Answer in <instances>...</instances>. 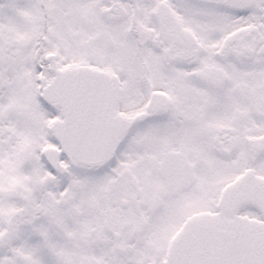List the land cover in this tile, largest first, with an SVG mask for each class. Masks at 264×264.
I'll list each match as a JSON object with an SVG mask.
<instances>
[{
    "label": "snow or ice",
    "instance_id": "snow-or-ice-1",
    "mask_svg": "<svg viewBox=\"0 0 264 264\" xmlns=\"http://www.w3.org/2000/svg\"><path fill=\"white\" fill-rule=\"evenodd\" d=\"M0 264H264V0H0Z\"/></svg>",
    "mask_w": 264,
    "mask_h": 264
}]
</instances>
